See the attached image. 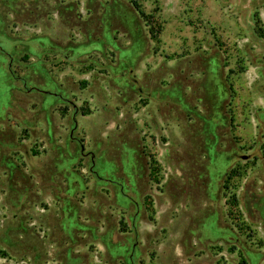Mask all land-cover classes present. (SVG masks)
Listing matches in <instances>:
<instances>
[{"label":"rangeland","instance_id":"rangeland-1","mask_svg":"<svg viewBox=\"0 0 264 264\" xmlns=\"http://www.w3.org/2000/svg\"><path fill=\"white\" fill-rule=\"evenodd\" d=\"M0 264H264V0H0Z\"/></svg>","mask_w":264,"mask_h":264},{"label":"trees","instance_id":"trees-1","mask_svg":"<svg viewBox=\"0 0 264 264\" xmlns=\"http://www.w3.org/2000/svg\"><path fill=\"white\" fill-rule=\"evenodd\" d=\"M132 4H133V6L135 7V9H137V10L139 11V13H140L141 15H143V13L139 10V9H140V8H139V5H138L135 1H133Z\"/></svg>","mask_w":264,"mask_h":264}]
</instances>
